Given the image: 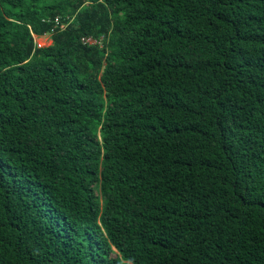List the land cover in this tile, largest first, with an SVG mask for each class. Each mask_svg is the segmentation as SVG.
Returning <instances> with one entry per match:
<instances>
[{
  "label": "trees",
  "instance_id": "1",
  "mask_svg": "<svg viewBox=\"0 0 264 264\" xmlns=\"http://www.w3.org/2000/svg\"><path fill=\"white\" fill-rule=\"evenodd\" d=\"M0 264H264V0H0Z\"/></svg>",
  "mask_w": 264,
  "mask_h": 264
},
{
  "label": "rangeland",
  "instance_id": "2",
  "mask_svg": "<svg viewBox=\"0 0 264 264\" xmlns=\"http://www.w3.org/2000/svg\"><path fill=\"white\" fill-rule=\"evenodd\" d=\"M36 42L39 44L41 47H47L52 45V39L50 38V35H45L42 37H36Z\"/></svg>",
  "mask_w": 264,
  "mask_h": 264
},
{
  "label": "built area",
  "instance_id": "3",
  "mask_svg": "<svg viewBox=\"0 0 264 264\" xmlns=\"http://www.w3.org/2000/svg\"><path fill=\"white\" fill-rule=\"evenodd\" d=\"M64 27V26H63ZM82 42L84 43V44H89V45H95V44H97L98 42L96 41V40H94V39H92L91 37L90 38H83L82 39ZM39 45V44H38ZM40 46V45H39ZM41 47V46H40Z\"/></svg>",
  "mask_w": 264,
  "mask_h": 264
}]
</instances>
